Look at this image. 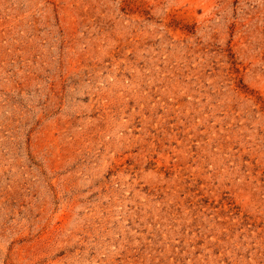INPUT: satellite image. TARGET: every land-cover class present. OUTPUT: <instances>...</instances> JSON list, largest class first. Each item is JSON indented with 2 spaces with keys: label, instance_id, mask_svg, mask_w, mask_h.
Here are the masks:
<instances>
[{
  "label": "rangeland",
  "instance_id": "374dc122",
  "mask_svg": "<svg viewBox=\"0 0 264 264\" xmlns=\"http://www.w3.org/2000/svg\"><path fill=\"white\" fill-rule=\"evenodd\" d=\"M0 264H264V0H0Z\"/></svg>",
  "mask_w": 264,
  "mask_h": 264
}]
</instances>
